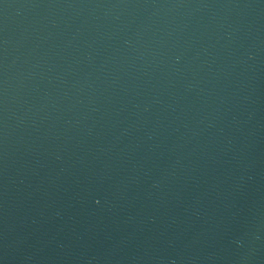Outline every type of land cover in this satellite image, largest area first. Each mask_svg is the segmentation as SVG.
I'll return each mask as SVG.
<instances>
[{
	"label": "water",
	"instance_id": "95a60500",
	"mask_svg": "<svg viewBox=\"0 0 264 264\" xmlns=\"http://www.w3.org/2000/svg\"><path fill=\"white\" fill-rule=\"evenodd\" d=\"M0 264H264V0H0Z\"/></svg>",
	"mask_w": 264,
	"mask_h": 264
}]
</instances>
